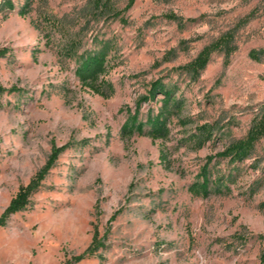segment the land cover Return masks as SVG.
Returning a JSON list of instances; mask_svg holds the SVG:
<instances>
[{
    "label": "rangeland",
    "instance_id": "rangeland-1",
    "mask_svg": "<svg viewBox=\"0 0 264 264\" xmlns=\"http://www.w3.org/2000/svg\"><path fill=\"white\" fill-rule=\"evenodd\" d=\"M229 32L234 50L185 67ZM0 46V216L64 146L0 225V264H64L96 232L104 245L72 264H264V134L241 162L209 160L264 113V55L249 54L264 48V0H0ZM98 51L108 96L77 74ZM157 80L182 104L167 134L124 133L133 115L150 129ZM205 165L203 196L190 187Z\"/></svg>",
    "mask_w": 264,
    "mask_h": 264
},
{
    "label": "trees",
    "instance_id": "trees-1",
    "mask_svg": "<svg viewBox=\"0 0 264 264\" xmlns=\"http://www.w3.org/2000/svg\"><path fill=\"white\" fill-rule=\"evenodd\" d=\"M134 0H130L132 3ZM232 33H227L217 40L212 42L209 45H206L198 55L189 61L185 67L193 71L194 73H199L203 70L208 64L211 54L219 49H225L227 53L235 49V46L232 45ZM7 52L6 47L0 46V56L4 55ZM250 56L256 60H260L264 55V48L252 49L250 51ZM106 53L104 51H98L87 55L83 60L80 66L77 68V74L83 80V82L91 87L95 92L108 96L107 92L102 88V85L106 84L104 78H101V75L106 71ZM101 78V79H100ZM16 87H11L8 90H16ZM5 90L3 86L0 85V92ZM156 92L163 93V105L160 110L156 113L153 118L149 119L150 129L144 131L141 124L136 123V115H133V118L129 119L127 123L123 126V132H132L134 128L138 130L140 134H149L152 137L156 138L167 134L168 128L166 126V116L171 113L173 108L179 110L182 104L178 100L172 102L171 90L166 88L159 80L155 81L146 96V98H152ZM264 134V113L256 119L253 125L250 127L247 134L230 143L223 150L217 152L215 155H210L209 160L214 158H229L231 162H241L248 158L259 138ZM64 146L57 147L53 146L52 152L49 155L46 163L36 172L33 178L26 184L22 185L15 196L12 197L8 206L4 209L0 216V225L6 222V219L13 213L24 209L30 202L31 194L41 185L42 180L46 177L49 170L53 167L59 152ZM161 156H165L164 153H161ZM209 161V162H210ZM208 165L203 166L201 174V181L195 182L191 187V191L197 195L206 196L210 192V169ZM232 178V171L229 170L228 173L218 177L215 182L220 190L227 185L228 181ZM114 217V215H113ZM104 245V242L101 238L98 237L97 232L93 238L92 243L85 249V251L79 255H75L73 259L67 260L64 264H72L74 260H80L86 255H91L96 252L101 246ZM264 259V255H263Z\"/></svg>",
    "mask_w": 264,
    "mask_h": 264
}]
</instances>
